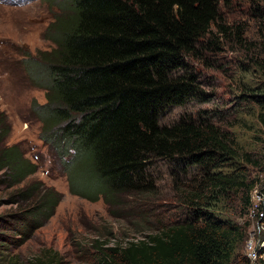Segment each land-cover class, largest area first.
Instances as JSON below:
<instances>
[{"label": "trees", "instance_id": "1", "mask_svg": "<svg viewBox=\"0 0 264 264\" xmlns=\"http://www.w3.org/2000/svg\"><path fill=\"white\" fill-rule=\"evenodd\" d=\"M227 1L51 0L58 12L44 30L50 43L25 62L45 88L44 102H32L39 139L58 158L70 193L100 198L112 215H139L152 230L124 246H92V264H249L238 253L244 228L227 213L250 206L255 182L244 165L253 162L250 154L209 120L158 123L167 107L200 91L187 60L210 65L207 54L220 51L222 38L242 57L235 59L238 105L264 127V10L251 0L249 19L262 30L248 38L245 25L221 17L218 6ZM151 157L186 159L198 169L171 186L183 210L178 221L150 224L144 217L152 207L139 196L153 191L144 174ZM5 167L16 180L35 168L13 146L0 148ZM57 199L45 194L31 215L47 218ZM260 210L264 226V199ZM254 255V264H264L263 245ZM30 264L59 261L50 256Z\"/></svg>", "mask_w": 264, "mask_h": 264}, {"label": "rangeland", "instance_id": "2", "mask_svg": "<svg viewBox=\"0 0 264 264\" xmlns=\"http://www.w3.org/2000/svg\"><path fill=\"white\" fill-rule=\"evenodd\" d=\"M30 1L14 4L0 0V148L13 146L21 159L35 167L19 180L11 168L0 170V264H30L36 259L44 262L50 256L59 264H92V246H124L152 230L141 226L139 215H112L100 198L89 201L70 193L58 158L39 139L40 120L32 102H44L45 88L35 84L25 62L36 58L37 51L50 43L44 30L58 8L51 0ZM250 2L229 0L218 6L225 22H241L247 27L248 38L262 30L258 28L261 22L255 24L249 19ZM258 5L264 10V0ZM219 42L220 51L207 54L210 65L187 60L196 72L200 91L181 105L167 107L158 123H172L180 116L209 120L227 129L240 149L250 154L253 162L244 163L248 177L255 182L250 206L245 213L227 215L244 228V240L238 246L240 257L254 264L255 246H260V237L264 238V226L257 217L264 199V127L237 102L235 59L242 57L231 50L232 42L222 38ZM197 172L186 159L150 158L144 174L153 191L139 196L152 207L144 216L150 224L153 220L169 224L180 219L183 210L173 199L171 186L175 179L181 181ZM45 194L58 198L57 202L47 218L34 219L31 213Z\"/></svg>", "mask_w": 264, "mask_h": 264}, {"label": "built area", "instance_id": "3", "mask_svg": "<svg viewBox=\"0 0 264 264\" xmlns=\"http://www.w3.org/2000/svg\"><path fill=\"white\" fill-rule=\"evenodd\" d=\"M260 242V246L261 245H263V243H264V241L263 240H261V241H259ZM257 247H258V245H256V249H257ZM255 253L253 252V257H255V255H254Z\"/></svg>", "mask_w": 264, "mask_h": 264}, {"label": "clouds", "instance_id": "4", "mask_svg": "<svg viewBox=\"0 0 264 264\" xmlns=\"http://www.w3.org/2000/svg\"><path fill=\"white\" fill-rule=\"evenodd\" d=\"M10 1L15 4L14 0H10Z\"/></svg>", "mask_w": 264, "mask_h": 264}, {"label": "water", "instance_id": "5", "mask_svg": "<svg viewBox=\"0 0 264 264\" xmlns=\"http://www.w3.org/2000/svg\"><path fill=\"white\" fill-rule=\"evenodd\" d=\"M255 248H256V246H255ZM255 248H254V249H255Z\"/></svg>", "mask_w": 264, "mask_h": 264}]
</instances>
